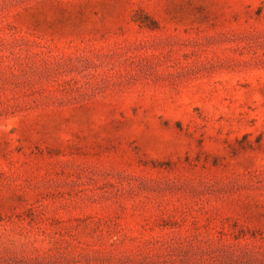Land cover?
Instances as JSON below:
<instances>
[{"label":"rangeland","instance_id":"374dc122","mask_svg":"<svg viewBox=\"0 0 264 264\" xmlns=\"http://www.w3.org/2000/svg\"><path fill=\"white\" fill-rule=\"evenodd\" d=\"M0 264H264V0H0Z\"/></svg>","mask_w":264,"mask_h":264}]
</instances>
